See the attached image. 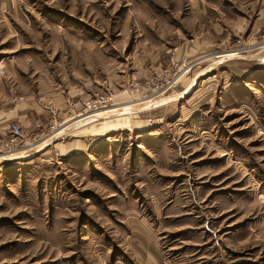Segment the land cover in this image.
<instances>
[{
	"label": "rangeland",
	"instance_id": "374dc122",
	"mask_svg": "<svg viewBox=\"0 0 264 264\" xmlns=\"http://www.w3.org/2000/svg\"><path fill=\"white\" fill-rule=\"evenodd\" d=\"M0 67L81 91L0 161V264H264V0H0Z\"/></svg>",
	"mask_w": 264,
	"mask_h": 264
},
{
	"label": "crops",
	"instance_id": "0c3cea01",
	"mask_svg": "<svg viewBox=\"0 0 264 264\" xmlns=\"http://www.w3.org/2000/svg\"><path fill=\"white\" fill-rule=\"evenodd\" d=\"M5 84L10 87L11 93L4 103H0V131L2 132L6 131L10 121H16L29 139L40 140L48 124L63 117L67 120L72 118L71 114L79 108L81 91H77L78 89L67 88V92H63L53 86L42 98L36 96L34 92L20 94L11 81L7 83L6 80ZM3 87H6L4 83ZM27 148L31 149L29 146Z\"/></svg>",
	"mask_w": 264,
	"mask_h": 264
},
{
	"label": "built area",
	"instance_id": "2783aa9c",
	"mask_svg": "<svg viewBox=\"0 0 264 264\" xmlns=\"http://www.w3.org/2000/svg\"><path fill=\"white\" fill-rule=\"evenodd\" d=\"M4 74V69L0 67V75ZM100 100H86L82 103V110L76 117L82 118L87 115L98 112L97 110L102 106ZM56 120H53L49 125V130H53V133L57 131L55 126ZM24 134L21 126L16 121H10L6 127V131H0V161L15 158L13 157L18 151L16 148L18 140L23 139ZM35 141V140H34ZM31 149L35 148V143L28 145Z\"/></svg>",
	"mask_w": 264,
	"mask_h": 264
},
{
	"label": "bare ground",
	"instance_id": "6f19581e",
	"mask_svg": "<svg viewBox=\"0 0 264 264\" xmlns=\"http://www.w3.org/2000/svg\"><path fill=\"white\" fill-rule=\"evenodd\" d=\"M129 111V110H128ZM129 117V116H128ZM117 123V122H116ZM120 125V124H119ZM122 125V124H121Z\"/></svg>",
	"mask_w": 264,
	"mask_h": 264
}]
</instances>
